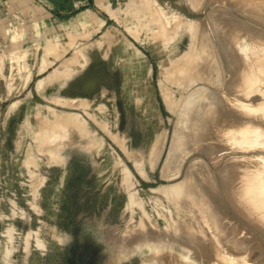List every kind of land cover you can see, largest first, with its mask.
Listing matches in <instances>:
<instances>
[{
	"label": "rangeland",
	"instance_id": "rangeland-1",
	"mask_svg": "<svg viewBox=\"0 0 264 264\" xmlns=\"http://www.w3.org/2000/svg\"><path fill=\"white\" fill-rule=\"evenodd\" d=\"M215 9L243 27L234 44L248 54L244 61L252 80L240 88L231 86L235 78L210 18ZM172 17L170 31L166 20ZM263 21L230 0H0V264H109L117 258L143 264L150 253L132 245L134 230L145 217L171 228L181 219L180 204L169 198L171 189L163 188L181 183L177 189L184 192L194 183L198 190L203 169L214 180L225 214L216 210L215 218L207 216L203 234L215 231L232 249H224L230 254L226 264H264V248L245 252L235 229L264 241L262 211L250 201L254 208L239 209L220 176L228 161L240 159L234 186L246 190L251 183L246 174L252 176L264 164V116L238 105L243 92L264 79V51L251 55L249 49L264 44ZM207 33L215 61L197 76L193 71L177 77V67L188 63ZM220 103L236 122L251 126L252 139H241H246L243 129L238 143L225 140L213 154L206 150L208 141L180 149L178 138L188 133L184 120L190 110L199 106L205 114ZM198 162L201 171L192 167ZM248 168L255 172L249 174ZM171 234L186 240L177 231ZM162 240L173 244L167 248L175 253L182 250L177 240Z\"/></svg>",
	"mask_w": 264,
	"mask_h": 264
},
{
	"label": "bare ground",
	"instance_id": "bare-ground-1",
	"mask_svg": "<svg viewBox=\"0 0 264 264\" xmlns=\"http://www.w3.org/2000/svg\"><path fill=\"white\" fill-rule=\"evenodd\" d=\"M205 1V0H204ZM230 3H232L233 5H235V6H237V7H240V8H246L247 9V11H248V13L249 14H251L252 15V17H255V19H258V20H260V21H262V20H264V0H230ZM216 10V9H215ZM214 10V12L215 13H213V12H211L212 13V17H210V18H213V22H214V25H215V31H216V33H217V36L219 37V42H221L220 43V45L222 44L223 46H224V52H225V54H224V56L226 55V57L227 58H225V59H227V62H229V67H231V72H232V74L234 75V78H235V81H237L236 83H234L235 81H233V82H231V86L232 87H234V86H237V87H235V88H238L239 86L241 87V85H243V84H245V83H248L250 80H252V74H251V71L252 70H250V68L249 67H247V65H249V64H247V62H245L244 61V56L247 54H245V52L244 51H242L241 49H236V41L238 40V38H239V34H240V32L242 33V29H243V27H242V25H241V23H239L238 21H236V20H234L233 18H231V17H229V16H225V12L224 11H222V10H216L215 11ZM260 16L262 17V18H260ZM174 18H176L175 17V15H174ZM173 17L171 18V20L169 21H167L166 20V22H168V25H166L167 27H166V29H170V31H171V29H172V27H174L173 25H174V23H175V19H174ZM260 18V19H259ZM177 19V18H176ZM164 21V20H163ZM211 21V22H212ZM162 22V21H161ZM199 22V21H198ZM263 23H264V21H263ZM212 24V23H211ZM164 26V25H163ZM162 26V30H164L165 28V26L163 27ZM202 26H203V24H202ZM253 26V25H252ZM200 27V26H199ZM212 27H214V26H212ZM164 28V29H163ZM247 28H249V27H247ZM251 29V28H250ZM257 30V29H256ZM255 30V31H256ZM259 30V29H258ZM166 31V30H165ZM177 31V30H176ZM173 32H175V30L173 31ZM208 32V31H207ZM260 32H263V31H260ZM161 33V32H160ZM206 33V32H205ZM249 33L251 34L252 33V31L251 30H249ZM162 34H163V32H162ZM255 35H257V34H255ZM254 37V36H253ZM256 37V36H255ZM156 38V37H155ZM200 38V37H199ZM202 43H201V46H200V48L197 50V48L199 47H197L196 46V52L194 53L193 52V56H191V58L189 57V61L187 60V64H184L185 62H183V64H181V65H179V67H177V69H176V73H178V74H176L177 75V77L179 76V74H184V73H186V74H190V72H193L194 71V74L196 75V74H201V72H199L200 70H201V68L203 67V66H207V65H209V63L211 62V60H214V59H216V57H215V53H214V50H213V48H212V45H211V43L212 42H210V39H209V36H208V33L207 34H204V35H202ZM241 38V37H240ZM250 38H251V36H250ZM257 38V37H256ZM263 38V37H262ZM252 40H253V38H251ZM161 40V39H160ZM251 40V41H252ZM157 41H159V40H157ZM255 41V40H254ZM236 42V43H235ZM260 42H261V40H260ZM235 43V44H234ZM264 43V42H263ZM251 44H253V42L251 43ZM251 44H250V47H251ZM255 44V46H253V47H251V48H249L250 49V53H251V55H254V54H256L258 51H260L261 53L264 51V44H262V42L259 44V43H254ZM235 45V46H234ZM222 46V47H223ZM248 49V50H249ZM198 51V52H197ZM248 55V54H247ZM246 57V56H245ZM254 57H256V56H254ZM260 59V58H259ZM218 60V59H217ZM262 60V59H261ZM215 61V60H214ZM258 61V60H257ZM263 61V60H262ZM261 62V61H260ZM212 63V62H211ZM251 63V62H250ZM258 63V62H257ZM256 63V64H257ZM262 63V62H261ZM180 64V63H179ZM252 64V63H251ZM254 64V63H253ZM263 64V63H262ZM261 65V64H260ZM65 67V66H64ZM205 67H203L202 68V70H204V68ZM260 67V66H259ZM209 68V67H208ZM262 68V67H261ZM252 69V68H251ZM260 70H262V69H260ZM263 71V70H262ZM56 73H58V72H56ZM55 73V74H56ZM203 75H205V74H203ZM197 76V75H196ZM195 76V77H196ZM181 77V76H180ZM190 77V76H189ZM55 78V77H54ZM57 78V77H56ZM174 79V78H173ZM184 79H185V76H184ZM200 79V78H199ZM198 79V80H199ZM248 79V82H246V80ZM190 80H191V78H190ZM201 80V79H200ZM178 81V80H177ZM180 81V80H179ZM183 82V81H182ZM187 82V81H186ZM189 82V81H188ZM244 82V83H243ZM181 83V82H180ZM189 83H191V82H189ZM234 83V84H233ZM250 83H252V81L250 82ZM239 87V88H240ZM243 87V86H242ZM201 93V92H200ZM210 96H208V97H204V98H209ZM213 97V96H212ZM211 97V98H212ZM61 100H59L58 102H60ZM73 102V101H72ZM206 102V101H205ZM215 103V102H214ZM210 104H212V103H210ZM207 106V105H206ZM71 107V106H70ZM69 107V108H70ZM209 107H211V106H209ZM225 107V106H224ZM223 107V105L220 103V104H218V105H214L212 108H209L208 109V111L205 113V114H203L202 112H204V111H202V109H200L201 107H199V106H197V107H194V108H192L191 110H190V112L186 115V117L187 118H185V120H184V122H185V126L188 128V133H186V134H183V135H181V137H180V135H179V137L180 138H178V140L180 141V149H182V147L181 146H183L184 147V145L186 146V145H188V144H191V145H196L197 146V144L199 143H201V142H209V144H210V146L208 147V149H206V150H208V152H209V154H213V153H215L216 151H219V150H221V149H223L222 148V146H219L220 145V143L222 144V143H225V140H226V142H227V144H228V141L229 142H233L232 144H234V143H238L240 140V137L239 136H241L240 134H239V132L241 131V130H243V129H245L246 131H245V137H246V139H243L242 137H241V139L242 140H244V141H249L250 139H252V138H250V131H252V132H254L253 130H252V128H251V126L250 125H248L247 123L245 124V123H243V124H239L238 123V121L236 122V119H235V117L234 116H231L230 115V113L229 112H227L226 110H225V108ZM84 108H86V107H84ZM207 108V107H206ZM205 108V109H206ZM238 108H240V107H238ZM204 110V109H203ZM237 110V109H236ZM241 110V109H240ZM53 111V110H52ZM55 111V110H54ZM206 111V110H205ZM56 113V112H55ZM61 114H64V113H61ZM55 115V114H54ZM67 116V115H66ZM66 116H64V117H66ZM68 116H70V113H69V115ZM67 116V117H68ZM72 116V115H71ZM238 118V117H237ZM61 119H62V117H61ZM73 119H74V117H73ZM66 120V119H65ZM59 120H57V122H58ZM67 121V120H66ZM71 121V120H70ZM75 121V120H74ZM78 121V119L76 120V122ZM68 122V121H67ZM79 122V121H78ZM65 123V121H64V119H63V121H61V124H64ZM73 123V122H72ZM71 123V124H72ZM70 124V125H71ZM77 124V123H76ZM83 124V123H82ZM60 125V124H59ZM67 125V124H66ZM70 125H68V126H70ZM85 126V125H84ZM67 127V126H66ZM78 128H79V126H77ZM83 127V126H82ZM55 128L56 127H53L52 129L53 130H55ZM76 128V127H75ZM74 128V129H75ZM81 128V127H80ZM51 129V130H52ZM60 129V128H59ZM63 129V128H62ZM248 129V130H247ZM50 130V131H51ZM61 130V129H60ZM84 130V129H83ZM74 131V130H73ZM55 132H56V130H55ZM72 132V131H71ZM53 133H54V131H53ZM75 133V132H74ZM85 133H86V131H85ZM49 134V133H48ZM90 134V133H89ZM243 134V133H242ZM79 135V134H78ZM176 135V134H175ZM239 135V136H238ZM53 136V135H52ZM72 136H74V135H72ZM72 136H70V137H72ZM93 136V135H92ZM46 137V136H45ZM244 137V136H243ZM52 138V137H51ZM54 138V137H53ZM50 139V138H49ZM175 139V138H174ZM214 140V144L213 143H211L210 141L211 140ZM248 139V140H247ZM176 140H177V137H176ZM241 140V141H242ZM58 141V140H57ZM178 141V142H179ZM73 142V141H72ZM174 142H175V140H174ZM177 142V141H176ZM176 142H175V144H176ZM217 142V143H216ZM252 142V141H251ZM60 143V142H59ZM241 143V142H240ZM71 145V144H70ZM172 145H173V143H172ZM201 145V144H200ZM178 146V145H177ZM190 146V145H189ZM58 147V146H57ZM163 147V146H162ZM174 147V146H173ZM192 147V146H191ZM201 147V146H200ZM199 147V148H200ZM226 147V146H225ZM229 147H231V146H229ZM232 147H234L233 145H232ZM54 149H56V148H54ZM60 149V148H59ZM58 149V150H59ZM172 149V148H171ZM174 149H175V147H174ZM174 149H173V151H174ZM201 149V148H200ZM199 149V150H200ZM233 149V148H232ZM198 150V151H199ZM202 150V149H201ZM230 150V149H229ZM176 151V150H175ZM181 151V150H180ZM227 151V150H226ZM172 152V151H171ZM176 154V153H175ZM217 154V153H216ZM127 155V154H126ZM133 155V154H132ZM136 155V154H135ZM169 155V154H168ZM174 155V154H173ZM54 156V155H53ZM59 157V156H58ZM137 157V156H136ZM170 157V156H169ZM60 158V157H59ZM172 158H173V156H172ZM172 158H171V160H172ZM127 159H129V158H127ZM141 161V160H140ZM240 162V159L239 160H234V159H232L230 162L228 161L226 164H225V167H224V169H221L220 170V176H221V179H222V181H223V185H224V188H225V190H226V193H227V195H228V197L231 199V201L239 208V209H246V208H249L248 207V205H250V203H249V191L248 190H250V187H249V189H248V187H247V189L245 190V188L243 189L242 187L240 188V187H238V188H236V186H234V182H235V180H236V177H235V173H236V171L238 172L239 170H237V168H236V163L237 162ZM249 161H251V160H249ZM52 162V161H51ZM57 162H58V160H57ZM170 162H172V161H170ZM174 162V161H173ZM200 162V161H199ZM198 162V163H199ZM134 163V162H133ZM139 163V162H138ZM175 163V162H174ZM195 163V162H194ZM196 164V166L195 165H193L192 167H193V169H197V171H201L202 170V164L201 163H199V164H201V165H199V164ZM204 163V162H203ZM140 164H141V162H140ZM255 164V163H254ZM124 165V164H123ZM133 165V164H132ZM204 165V164H203ZM253 165V164H252ZM167 166V165H166ZM206 166V165H205ZM140 167V166H139ZM170 167V166H169ZM198 167V168H197ZM246 167H248V166H246ZM254 167V166H253ZM125 168V167H124ZM137 168V167H136ZM165 168V167H164ZM191 168V167H190ZM205 168V167H204ZM236 168V169H235ZM260 168V167H259ZM139 169V168H138ZM199 169H201V170H199ZM246 169V168H245ZM249 170H250V172L251 173H249V174H253V172H255V170L254 171H251V168H248ZM142 170V169H141ZM141 170H139V171H141ZM144 171V170H143ZM164 171H166V170H164ZM191 171H193V170H191ZM203 171H204V169H203ZM203 171H202V173H203ZM206 171H207V169H206ZM205 171V172H206ZM248 171V170H247ZM205 172L203 173V175H202V173H201V175L199 176L200 177V182L198 181L199 180V178H198V180H197V178H196V180L201 184V185H199L198 183V190L197 189H193V186H191V185H193V184H189L190 185V187L189 188H185V189H183V190H185L184 192H181L180 191V189H177V186H178V184L177 185H175L176 187L174 188V185H171V186H173V188L172 187H168V188H166V186H165V188H163L164 189V191H162V192H169L170 193V189H171V193L173 194V196H172V194H171V196L169 197V198H172V199H174L172 202H176V204H180V207H178L179 208V210H178V208H177V212H179V214H180V216H181V219H178L177 218V220L175 221V220H173L172 218H170V220H171V222H172V224H173V222L175 223L174 225H172L171 226V228H172V230H169V229H171V228H165V229H163L164 227H166V226H164L163 228H160V227H158V226H156L152 221V217H149V218H147V217H145V219L147 220H145L144 218H143V215H142V219H144L146 222H148V224L147 223H145V221L143 222V221H141V220H139V221H141V225H140V227H138L137 229H139V231L138 230H134V232L132 231V229L130 228V229H128V231L129 230H131L133 233H137L136 234V236H135V238L133 239V237L134 236H132V232L130 231V236H132V238L130 237V239H131V241H132V245H136V248H138V250H146V251H148L149 253H150V255L149 256H145L144 257V262H143V264H222V263H224V264H226V262L229 260L228 258H226V257H229L228 255H230V254H226V252H224V249H226L229 253H232L231 251H232V249H231V251L229 250V248L228 247H225V246H223L224 244L223 243H221V240H220V238L218 239L217 238V235H213L212 233H215V231L213 232V231H211L212 233L211 234H208V236L207 235H204L205 234V232L207 231V229H206V224L208 223V220L206 221V217L207 216H210V215H212L211 217H213V218H215V211L217 210V213H219V215L221 214V213H223L222 212V207H221V197H220V195H219V192L217 191V188L215 187V184H214V180L212 179L211 180V178L210 177H208V175L206 176V175H204L205 174ZM249 172V171H248ZM248 172H246V173H248ZM142 173V172H141ZM139 174V175H141V176H143L142 174ZM189 173V172H188ZM245 173V172H244ZM129 174V173H128ZM192 174H193V172H192ZM199 174V173H198ZM206 174H210V173H208V172H206ZM245 175V174H244ZM145 176H146V173H145ZM190 176V175H189ZM210 176V175H209ZM193 177V176H192ZM246 178H247V185L249 186V184H248V180H250L251 179V176L250 175H247L246 174V176H245ZM145 178H147V176L145 177ZM195 178V177H194ZM240 178H241V176H240ZM244 178V177H243ZM242 178V180H244ZM135 179V178H134ZM187 179V178H186ZM196 180H194V182L196 181ZM239 180V179H238ZM237 180V181H238ZM241 180V181H242ZM251 181V180H250ZM186 183V182H185ZM188 183V182H187ZM189 183H190V181H189ZM196 183V182H195ZM250 183V182H249ZM181 184V183H180ZM180 184H179V187H180ZM235 184H236V182H235ZM239 184H240V181L238 182V186H239ZM243 184H245L244 183V181H243ZM187 185V184H186ZM185 184H184V186H186ZM196 185V184H195ZM246 187V186H245ZM184 188V187H183ZM194 188H196V187H194ZM240 188V189H239ZM161 188L159 187V190H160ZM174 189H175V191H174ZM241 189H243V190H241ZM157 190V189H156ZM174 191V192H173ZM243 191V192H242ZM159 192H161V191H159ZM159 192H156V193H159ZM167 192V193H168ZM160 194H162V193H160ZM175 194V195H174ZM162 195H164V193L162 194ZM166 195V194H165ZM164 195V196H165ZM168 195V194H167ZM241 196H243L242 197V199H241ZM130 197V196H129ZM131 198H132V196H131ZM130 198V199H131ZM135 198V197H134ZM133 199V198H132ZM131 199V200H132ZM154 199V198H153ZM244 199H247V202H242ZM128 200H129V198H128ZM242 200V201H241ZM130 201V200H129ZM137 201V200H136ZM159 201V200H158ZM190 201L192 202V205L191 206H189V207H192L193 206V202H195V205H196V208H195V205H194V207H192V210H190V209H187V207L188 206H186L187 205V203L189 202L190 203ZM244 201H246V200H244ZM134 202V201H133ZM133 202H131L132 204H133ZM241 202L243 203V206H242V204H241ZM130 203V204H131ZM160 203V202H159ZM248 203V204H247ZM186 204V205H185ZM246 204V205H245ZM253 204V203H252ZM126 205H127V203H126ZM126 205L124 206V207H126ZM183 207H182V206ZM130 206V205H129ZM137 206V205H136ZM175 206H177V205H175ZM186 206V207H185ZM244 206H246V207H244ZM138 207V206H137ZM242 207V208H241ZM250 207H252L251 205H250ZM131 208V207H130ZM143 208V207H142ZM198 208V209H197ZM211 208V209H210ZM252 208H254V207H252ZM126 209V208H125ZM210 209V210H209ZM256 209V208H255ZM259 209V208H258ZM191 212H190V211ZM211 210H213L214 212H211ZM248 210V209H247ZM249 210H252V209H249ZM130 211V210H129ZM133 211V210H132ZM224 211V210H223ZM244 211V210H243ZM253 211V210H252ZM251 211V212H252ZM244 212H246V210L244 211ZM250 212V211H249ZM254 212L255 213H257L256 212V210H254ZM261 212V211H260ZM125 213V212H124ZM132 213V212H131ZM144 213V212H143ZM162 213V212H161ZM160 213V214H161ZM214 214V216H213V214ZM253 213V212H252ZM251 213V216L253 215V214H255V213H253L252 214ZM130 214V213H129ZM178 214V213H177ZM224 214V213H223ZM244 214H246V213H244ZM247 214H249V213H247ZM145 215H147V216H150V215H148V214H145ZM144 215V216H145ZM152 215V214H151ZM161 215H164V214H161ZM175 215V214H174ZM198 215H199V217L200 218H198V219H201L202 220V222L201 221H197V217H198ZM222 215V214H221ZM220 215V216H221ZM225 215V214H224ZM250 215V214H249ZM248 215V216H249ZM259 215V214H258ZM130 216V215H129ZM176 216V215H175ZM247 216V215H246ZM247 216V217H248ZM253 216H255V215H253ZM257 216V215H256ZM170 217V216H169ZM218 217V216H217ZM258 217V216H257ZM257 217L255 218V222H256V219H257ZM259 217H263V219H261V218H259ZM258 217V220L257 221H259V219H261V220H264V213L262 212L261 213V215ZM128 218H130V217H128ZM162 218V217H161ZM206 218V219H205ZM209 219H210V217H208ZM212 218V221H214V219ZM220 219V218H219ZM218 219V220H219ZM251 219H253V217L251 218ZM250 219V220H251ZM133 220V219H132ZM254 220V219H253ZM253 220H252V222H253ZM125 222H126V219L124 220ZM138 221V222H139ZM166 221H167V219H166ZM211 221V219H210V226H213L212 225V222ZM216 221H217V219H216ZM220 221V220H219ZM224 221V220H223ZM138 222H137V225H138ZM170 222V223H171ZM215 222V221H214ZM260 222V221H259ZM130 223V222H129ZM166 224H167V222H165ZM200 223H205V224H202V225H204V228H200L199 226H202ZM220 223V222H219ZM261 223H263L264 224V222H260V224ZM150 224V225H149ZM213 224H216V222L215 223H213ZM222 224V223H221ZM220 224V225H221ZM228 224V223H227ZM231 224V223H230ZM257 224H259V223H257ZM262 224V225H263ZM124 225V224H123ZM126 225V224H125ZM124 225V226H125ZM128 225V224H127ZM136 225V226H137ZM169 225V224H168ZM209 225V224H208ZM219 226V225H218ZM234 225H232V227H233ZM169 227H170V225H169ZM203 227V226H202ZM214 228H215V225L213 226ZM222 227H223V225H222ZM231 227V226H230ZM230 227H226V228H229L230 229ZM235 227V226H234ZM237 227V226H236ZM124 228V227H123ZM129 228V227H128ZM207 228H209V226L207 227ZM213 228V229H214ZM218 228H220V227H218ZM218 228L216 229L215 228V230L218 232L219 230H218ZM225 228V229H226ZM242 227H240V230H238V228H235L238 232L237 233H240V235L242 234V237L241 238H239V240L241 239V244H242V247L244 246L246 249H244V247H243V250H245V252H247L246 250H249L251 247L253 248V246H260V247H262V248H264V241L262 240V239H260V237H259V239H260V241L261 242H258V240L256 239L257 237L255 236V235H253V234H251L250 232H248V231H246L245 229H241ZM263 229H264V225H263V227H262ZM212 229V228H211ZM211 229H209V230H211ZM212 229V230H213ZM232 229V228H231ZM230 229V230H231ZM121 230H123V229H121ZM125 230V229H124ZM204 230H206V231H204ZM227 230V229H226ZM229 230V231H230ZM236 230L234 231V233L236 232ZM136 231V232H135ZM172 231H177L178 233H181L182 235H184V237L186 238V240L184 241V240H178V239H173V234H171L172 233ZM223 231V230H222ZM221 231V232H222ZM242 231V232H241ZM127 232V231H126ZM203 232H204V234H203ZM208 232V231H207ZM121 233V232H120ZM237 233H236V236H237ZM123 234H125L124 232H123ZM177 234V233H176ZM181 234H179L180 236H181ZM222 234V233H221ZM121 235V234H120ZM126 235H128V234H126ZM173 237H172V236ZM179 235H177V237L179 236ZM231 235V234H230ZM235 236V235H234ZM171 239H170V238ZM176 237V236H175ZM182 237V236H181ZM219 237V236H218ZM125 238V237H124ZM158 238H160V240H162V239H164V241L166 240V241H173V240H177L178 242L177 243H179L180 244V246H182V250L180 251V253H175L172 249H170V248H167V245L168 246H171V245H173V244H169V242H164L163 243V240L162 241H158ZM167 238L168 239H170V240H167ZM231 238H232V236H231ZM119 239H120V237H119ZM128 239V238H127ZM129 239V240H130ZM133 239V240H132ZM179 239H180V237H179ZM182 239V238H181ZM235 239V238H234ZM236 239H237V237H236ZM225 240V239H224ZM239 240H238V242H239ZM124 241H125V239H124ZM226 241V240H225ZM237 241V240H236ZM232 242V241H231ZM121 243V242H120ZM130 243V242H129ZM128 243V244H129ZM175 243V242H174ZM124 244V243H123ZM236 244H239V243H236ZM241 244H239L240 246H241ZM131 245V244H130ZM132 247V249L134 248L135 249V251H137L136 250V248L135 247ZM179 246V247H180ZM233 246V245H232ZM171 247H173V246H171ZM124 248V247H123ZM228 248V249H227ZM237 248V247H236ZM262 248H260V249H262ZM184 249V250H183ZM238 249V248H237ZM234 250V249H233ZM117 251V250H116ZM122 251V250H121ZM241 251H242V249H240V253H241ZM251 251H252V249H251ZM119 253H120V251H118ZM117 252V253H118ZM128 252V251H127ZM234 253H236L237 254V252L236 251H233ZM124 253V252H123ZM244 253V252H243ZM243 253H242V255H243ZM167 255L168 256H170V257H168L169 259H167ZM239 254H237V256H238ZM241 255V256H242ZM259 255H260V253H259ZM166 256V257H165ZM236 256V257H237ZM240 256V255H239ZM238 256V257H239ZM247 256H248V254H247ZM246 257V256H245ZM257 258H258V256H256ZM255 257V258H256ZM117 258V257H116ZM251 258H253V257H251ZM260 258V257H259ZM120 259V258H119ZM113 260V259H112ZM111 260V261H112ZM121 260V259H120ZM254 260V259H253ZM260 260H261V258H260ZM224 261V262H223ZM247 261V260H246ZM249 261H251L252 262V260H249ZM249 261H247L248 263H249ZM109 264H123V263H119V260H118V258H117V260H115V261H112V262H110Z\"/></svg>",
	"mask_w": 264,
	"mask_h": 264
},
{
	"label": "water",
	"instance_id": "water-1",
	"mask_svg": "<svg viewBox=\"0 0 264 264\" xmlns=\"http://www.w3.org/2000/svg\"><path fill=\"white\" fill-rule=\"evenodd\" d=\"M238 105L264 116V79L245 90ZM249 201L264 213V164L251 176Z\"/></svg>",
	"mask_w": 264,
	"mask_h": 264
}]
</instances>
